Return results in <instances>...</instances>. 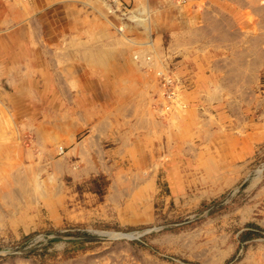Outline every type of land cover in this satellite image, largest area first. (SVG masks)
Masks as SVG:
<instances>
[{
    "label": "rangeland",
    "instance_id": "374dc122",
    "mask_svg": "<svg viewBox=\"0 0 264 264\" xmlns=\"http://www.w3.org/2000/svg\"><path fill=\"white\" fill-rule=\"evenodd\" d=\"M102 1L115 34L124 33L125 25L145 29L151 23L142 0L135 6L134 0ZM53 2L0 0V264H264V198L257 197L264 184V138L245 146L249 164L239 180L217 179L218 164L211 167L214 178L205 165L214 144L190 140L200 160L179 149L174 160L166 152L162 165L148 173L125 160L119 182L105 173L75 182L83 159L73 156L66 166L63 161L88 133V124L77 135L67 134L62 128L68 119L36 111L58 108L48 100V83L62 99L65 74L72 72L62 68L66 64L32 67L66 56L65 39L59 40L61 48L52 43L64 20L57 12L63 5ZM108 12L122 19L120 27ZM16 39L21 45L13 44ZM169 41H160L157 55L133 54L141 73H152L162 89L160 118L191 106L202 74ZM235 136L217 138V158L225 145L240 152L243 143ZM252 180L258 182L254 188Z\"/></svg>",
    "mask_w": 264,
    "mask_h": 264
},
{
    "label": "crops",
    "instance_id": "0c3cea01",
    "mask_svg": "<svg viewBox=\"0 0 264 264\" xmlns=\"http://www.w3.org/2000/svg\"><path fill=\"white\" fill-rule=\"evenodd\" d=\"M53 1L63 5L57 12L64 20L61 33L52 43L61 48L59 40L65 39L66 56L63 62L45 59L32 67L59 69L66 64L62 68L72 72L65 74L62 99L56 89L52 90L55 84L48 83V100L58 108L36 111L68 119L62 128L67 134L77 135L88 124V133L75 141L67 152L71 156L63 161L66 166L73 156L83 159L81 171L73 174L75 182L93 173H105L119 182L120 175L116 174L125 160L148 173V168L162 165L166 152L174 160L179 149L200 160L199 148L190 140L198 146H210L223 135L227 139L228 134L241 140L240 152H232L225 145L221 158H217L212 145L205 165L213 171L212 164H218L216 174L221 175L217 178L213 171L214 178L225 182L234 175L237 180L244 175L243 168L249 164L245 146L264 138V0H142L152 13L150 25L145 29L125 25L120 35L108 27L102 0ZM131 2L138 4L137 0ZM108 14L114 27L122 25L120 17ZM164 38L170 39L171 46L177 44L179 55L191 59L202 74L187 111L176 110L160 118L157 111H161L162 89L152 73H141L133 54L157 55ZM13 44L19 46L21 42L16 39ZM48 53L53 54L52 50ZM34 98L39 101L40 96ZM179 138L185 142L179 144ZM145 180L153 183L154 179ZM257 183L252 180L251 188ZM257 197L264 198V184Z\"/></svg>",
    "mask_w": 264,
    "mask_h": 264
},
{
    "label": "bare ground",
    "instance_id": "6f19581e",
    "mask_svg": "<svg viewBox=\"0 0 264 264\" xmlns=\"http://www.w3.org/2000/svg\"><path fill=\"white\" fill-rule=\"evenodd\" d=\"M109 9V8H108ZM110 11V10H109ZM113 12V11H112ZM111 14V13H110ZM10 18V17H9ZM129 18V17H128ZM18 33V32H17ZM20 33V32H19ZM14 35V34H13ZM17 35V34H16ZM146 55V54H145ZM137 56V55H136ZM138 59V58H137ZM141 59V58H140ZM146 62V61H145ZM161 91V90H160ZM164 100V99H163ZM172 100V99H171ZM164 102V101H163ZM166 103V102H165ZM166 105V104H165ZM161 109V108H160ZM163 109V108H162ZM162 111H164V110H162ZM65 122V121H64ZM56 135V134H55ZM58 137V136H57ZM32 140V139H31ZM60 146V145H59ZM55 149V148H54ZM11 150V149H10ZM47 150V149H46ZM60 150H63V148L62 149H60ZM37 166V165H36ZM39 166V165H38ZM42 166V165H41ZM33 167V166H32ZM26 168H28V167H26ZM36 169V168H35ZM37 170V169H36ZM31 170H29V172H30ZM26 172V171H25ZM38 173V172H37ZM31 175V174H30ZM136 176V175H135ZM32 179V178H31ZM22 180V179H21ZM20 180V181H21ZM42 206V205H41ZM120 236V235H119Z\"/></svg>",
    "mask_w": 264,
    "mask_h": 264
}]
</instances>
